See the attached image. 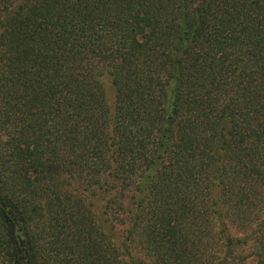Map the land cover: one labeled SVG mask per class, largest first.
Wrapping results in <instances>:
<instances>
[{
    "label": "trees",
    "instance_id": "trees-1",
    "mask_svg": "<svg viewBox=\"0 0 264 264\" xmlns=\"http://www.w3.org/2000/svg\"><path fill=\"white\" fill-rule=\"evenodd\" d=\"M0 264H264V0H0Z\"/></svg>",
    "mask_w": 264,
    "mask_h": 264
}]
</instances>
